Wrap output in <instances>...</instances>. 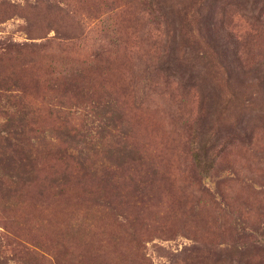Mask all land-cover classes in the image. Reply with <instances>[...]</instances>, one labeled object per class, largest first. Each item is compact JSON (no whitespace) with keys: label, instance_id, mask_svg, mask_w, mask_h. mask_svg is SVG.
Listing matches in <instances>:
<instances>
[{"label":"rangeland","instance_id":"374dc122","mask_svg":"<svg viewBox=\"0 0 264 264\" xmlns=\"http://www.w3.org/2000/svg\"><path fill=\"white\" fill-rule=\"evenodd\" d=\"M0 264H264V0H0Z\"/></svg>","mask_w":264,"mask_h":264}]
</instances>
